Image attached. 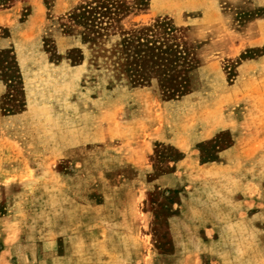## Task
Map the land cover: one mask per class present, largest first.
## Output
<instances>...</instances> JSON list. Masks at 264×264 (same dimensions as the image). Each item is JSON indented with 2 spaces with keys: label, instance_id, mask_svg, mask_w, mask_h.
Returning <instances> with one entry per match:
<instances>
[{
  "label": "rangeland",
  "instance_id": "obj_1",
  "mask_svg": "<svg viewBox=\"0 0 264 264\" xmlns=\"http://www.w3.org/2000/svg\"><path fill=\"white\" fill-rule=\"evenodd\" d=\"M0 264H264V0H0Z\"/></svg>",
  "mask_w": 264,
  "mask_h": 264
},
{
  "label": "trees",
  "instance_id": "obj_2",
  "mask_svg": "<svg viewBox=\"0 0 264 264\" xmlns=\"http://www.w3.org/2000/svg\"><path fill=\"white\" fill-rule=\"evenodd\" d=\"M100 6V5H99ZM97 12H99V10L97 9V6L95 7V6H89V5H87V6H84L83 8H82V10H80V12H78V14H76V17L79 19V21H81V23H83L84 25L83 26H85L86 27V29H88V31L91 33L92 31H94L93 29V25H95L96 24V19H97V16H96V14H97ZM160 24H162V23H160ZM168 28H170V27H168ZM169 30H171V29H169ZM165 31V30H164ZM130 41V40H129ZM128 41V42H129ZM128 44V43H127ZM126 44V45H127ZM125 45V46H126ZM158 48H159V63L160 64H166L164 61L163 62H161L162 60H164V59H166V57H163V54H165V53H168V49L166 50V49H161V46H158ZM151 49H154V47H150V50ZM179 52V51H178ZM180 53V52H179ZM179 58H181L182 59V57H181V55L179 54V57H177V59H179ZM182 68H183V65L181 66ZM181 68V69H182ZM177 90H179V89H177Z\"/></svg>",
  "mask_w": 264,
  "mask_h": 264
}]
</instances>
